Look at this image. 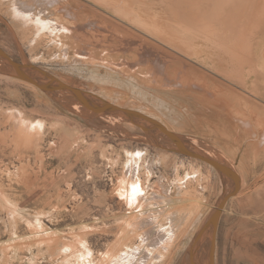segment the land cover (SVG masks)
Wrapping results in <instances>:
<instances>
[{"label": "rangeland", "instance_id": "1", "mask_svg": "<svg viewBox=\"0 0 264 264\" xmlns=\"http://www.w3.org/2000/svg\"><path fill=\"white\" fill-rule=\"evenodd\" d=\"M111 1L0 0V47L18 62H32L67 84L151 116L149 108L158 110L151 96L143 99L122 82L94 80L93 67L101 75L146 78L159 96L163 85L176 86L185 72L208 69L236 86L239 76L264 72V0L228 3L229 16L196 2L183 11L185 19L198 18L192 23L180 17L182 4L152 0V16L162 11L169 22L159 27L141 25L133 4ZM16 3L28 6L30 17L16 15ZM126 6L134 14H121ZM175 13L180 18L172 20ZM254 26L258 32L248 36ZM156 28L168 34L157 35ZM74 102L66 91L48 92L18 78L0 61V264H141L145 253L153 255H144L142 264H207L208 235L195 238L234 184L132 120L97 115ZM189 141L240 176L239 190L220 216L215 264H264V150L256 139L258 147L234 156L206 141ZM134 177L138 193L131 190ZM162 196L167 202L159 201ZM169 230L176 233L166 249L155 238L166 231L171 237ZM197 244L198 262L190 251ZM135 249L138 261L123 258Z\"/></svg>", "mask_w": 264, "mask_h": 264}, {"label": "crops", "instance_id": "2", "mask_svg": "<svg viewBox=\"0 0 264 264\" xmlns=\"http://www.w3.org/2000/svg\"><path fill=\"white\" fill-rule=\"evenodd\" d=\"M258 71L254 76H239L237 86L208 69L185 73L176 86L163 85L160 96L155 92L159 109H149L170 130L188 140L206 141L225 155L249 153L257 146L254 139L264 150V72ZM166 75L172 80L170 73ZM249 89L256 95H250Z\"/></svg>", "mask_w": 264, "mask_h": 264}, {"label": "water", "instance_id": "3", "mask_svg": "<svg viewBox=\"0 0 264 264\" xmlns=\"http://www.w3.org/2000/svg\"><path fill=\"white\" fill-rule=\"evenodd\" d=\"M0 58L4 59L5 62H7L12 67L15 76H17L18 78L28 80L48 92L66 91L73 96V98L75 99L74 103L81 104L83 108L90 112H93L97 115L115 114L119 116H124L132 120L136 124L140 125L150 135L155 136L159 133L166 134L174 143V147H172L173 150L177 151L182 155L206 161L212 166H214V168L221 173L222 177H224L225 179L230 178L233 181L234 188L223 196L221 202L218 204L210 219L200 230L194 241H198V239H200L205 230H208L209 228L210 230H212V244L210 248V259L208 264H215L217 229L220 216L227 201L237 194L241 182L240 176L229 164L222 163L211 155H209L208 153L196 149L187 138L183 137L175 131L170 130L159 119L143 112L142 110L118 105L116 103L107 101L106 99L98 96L92 91L81 89L67 84L58 79L52 73L36 66L32 62L25 61L21 63L14 60L1 47ZM33 74L41 75L46 80L41 81L38 79L37 76Z\"/></svg>", "mask_w": 264, "mask_h": 264}, {"label": "bare ground", "instance_id": "4", "mask_svg": "<svg viewBox=\"0 0 264 264\" xmlns=\"http://www.w3.org/2000/svg\"><path fill=\"white\" fill-rule=\"evenodd\" d=\"M109 1V3H114L113 1H111V0H108ZM108 1L107 0H100V2L101 3H108ZM121 3H123V4H126V5H131V4H133L134 6H135V8H138L137 9V11L136 12H134L133 11V9L131 10L130 8H129V6H126V8H122V10L120 11V13L121 14H124L125 12L126 13H128V14H134L135 13V15H136V20L138 21L139 19H142L141 20V22H142V24L141 25H143V26H154V27H159V26H163V25H168V20L166 19V17H164L163 15H161V13H162V11L161 12H159V14H155V15H153L152 16V10L151 9H153V3L151 2L152 0H119ZM176 1V3H178L179 5L180 4H182V9H184V7H186V9H184V10H181L180 11V17L182 18V20L183 21H187V23H188V21L190 22V23H192L193 21H195L196 19L198 20V18H196L195 20H193V19H189V18H187V19H185V16L187 15H185L184 13L185 12H183V11H186L187 12V10H189L190 8H189V5H193L194 3H196L197 2V4L199 3L200 4V2H202V1H204V3L208 6H210V7H212V6H214L216 9H218L219 10V12L221 13H224L225 11L227 12L226 13V15L228 14V12H229V10H230V6H229V4L228 3H240L239 1H237V0H175ZM211 1V2H210ZM241 1V0H240ZM14 2H16V1H14ZM14 2H13V4H14ZM161 2V1H160ZM242 2V1H241ZM44 3V2H43ZM171 3V2H170ZM26 4V3H25ZM118 4V3H117ZM191 5V6H192ZM194 5H196V4H194ZM193 5V6H194ZM201 6H202V4H200ZM245 5V4H244ZM163 6H166V5H163ZM181 6V5H180ZM203 6H204V4H203ZM233 6H234V4H233ZM239 6V5H238ZM22 6H19L17 3L15 4V11H16V15H25V16H27V18L28 17H30V15H29V13H27V12H30L31 10H30V8H28V6H26L27 8H25L24 6H23V8H21ZM33 7V6H32ZM107 7H109L108 5H107ZM150 9H149V8ZM131 8H132V6H131ZM166 8H168V6H166ZM203 8V7H202ZM232 8V7H231ZM193 9V8H192ZM191 9V10H192ZM207 9H209V8H207ZM244 9V8H243ZM44 10V9H43ZM65 10V9H64ZM215 10V9H214ZM197 11H198V9H197ZM205 11H206V9H205ZM211 11V10H210ZM231 11V10H230ZM134 12V13H133ZM179 13V12H178ZM178 13H175V15H172V20L174 19V18H180L179 17V14ZM200 13V12H199ZM203 13H204V11H203ZM207 13V12H206ZM232 13V12H231ZM196 14H197V12H196ZM208 14V13H207ZM215 14V13H214ZM236 14V13H235ZM218 15V14H217ZM224 15V14H223ZM230 14H228L227 16H229ZM189 16V15H188ZM196 16V15H195ZM198 16V15H197ZM196 16V17H197ZM206 16V15H205ZM220 16V15H219ZM226 16V17H227ZM23 17V16H22ZM34 17V16H33ZM32 16H31V20H33L32 18H33ZM144 17V18H143ZM210 17V16H209ZM212 17V16H211ZM218 17V16H217ZM221 17H222V15H221ZM231 17V16H230ZM239 17V16H238ZM35 18V17H34ZM39 18V20H36V19H38ZM36 17V22L37 21H40L41 22V20H43L44 21V19L43 18H40V17ZM146 18V19H145ZM219 18V17H218ZM223 18V17H222ZM228 18V20H229V17H227ZM227 18H225V19H227ZM237 18V17H236ZM145 19V20H144ZM203 19H205V18H203ZM209 19H211V18H209ZM231 19V21H232V18H230ZM234 19V18H233ZM29 20V19H28ZM50 20V19H49ZM207 20V19H206ZM256 20V19H255ZM42 21V22H43ZM199 21V20H198ZM202 21V20H201ZM216 21V20H215ZM219 21V20H218ZM220 21H221V18H220ZM226 21V20H225ZM238 21V20H237ZM30 22H32V21H30ZM35 22V23H36ZM47 22V23H46ZM209 22H210V20H209ZM212 22H213V19H212ZM222 22V21H221ZM224 22V21H223ZM34 23V22H33ZM39 23V22H38ZM43 23H45V25H49V23L50 22H48V21H46V18H45V22H43ZM214 23V22H213ZM226 23V22H225ZM40 24V23H39ZM92 24V23H91ZM139 24H140V22H139ZM53 25V24H52ZM96 25V24H95ZM199 25V24H198ZM40 26V25H39ZM93 26V25H92ZM241 26H243V24H240V25H238V27H241ZM60 27V26H59ZM85 27V26H84ZM88 27V26H87ZM40 28H41V26H40ZM51 28V27H50ZM62 28L63 27H61V30H62ZM97 28V27H96ZM226 28V27H225ZM64 29V28H63ZM156 29H158V28H156ZM253 29L254 30H252V31H248V33H246L248 36H253V35H255V33H257L258 31L257 30H255V29H259V27H256V26H254L253 27ZM40 30V29H39ZM104 30V29H103ZM102 31V30H101ZM212 31V30H211ZM213 31H215V29H213ZM241 31H242V29H241ZM55 32H56V30H55ZM66 32V31H65ZM164 32H166V31H164V30H157V35H161V36H164ZM182 32H183V30H182ZM57 33V32H56ZM167 33V32H166ZM87 34H89V33H87ZM112 34H114V33H112ZM168 34V33H167ZM187 35V34H186ZM188 35H191V34H188ZM244 35V33L242 34V33H240L239 34V36H243ZM121 36V35H120ZM167 36V35H166ZM168 37V36H167ZM187 37H189V36H187ZM118 38V37H117ZM191 38V37H190ZM113 40V39H112ZM121 40H122V38H121ZM131 42V41H130ZM135 43V42H134ZM135 47V46H134ZM66 49H68V48H66ZM77 55V54H76ZM170 56V55H169ZM179 57V56H178ZM175 58V57H174ZM177 59V58H176ZM181 59V58H180ZM231 60V59H230ZM236 60V59H235ZM237 60H238V58H237ZM0 61H1V63H3L4 65H9L7 62H4L1 58H0ZM160 63L162 62V61H159ZM110 63V62H109ZM115 63V62H114ZM164 63V62H163ZM183 63V62H182ZM232 63V62H231ZM236 63V62H235ZM165 65H167V63H164ZM229 64H230V62H229ZM118 65H120L119 63H118ZM117 65V66H118ZM189 65V64H188ZM114 66H116V65H114ZM121 66V65H120ZM120 66H119V68H120ZM236 66V65H235ZM94 69H93V71H92V74H91V76H92V78L94 79V80H98V81H104V82H111V83H115L116 84V82L117 83H119L120 84V82H122L121 84H124L126 87H128L130 90H132V92H134V93H136L137 95H139L141 98H143V99H145V98H148L149 99V96H153V101H156L158 98H156L157 96H156V94L155 93H153L151 90H152V87H148L147 85H148V81L146 80V78H141V76L140 77H138V76H136V75H134V74H124L125 76L124 77H120V76H117V74L115 73H111V72H106L104 75H101V74H98L97 73V70H98V66H94L93 67ZM241 68V67H240ZM235 69H237V68H235ZM233 70V69H232ZM241 70V69H240ZM99 71V70H98ZM239 72V71H238ZM186 73V72H185ZM236 73V72H235ZM244 73V72H243ZM156 76V75H155ZM234 77V76H233ZM236 77V76H235ZM159 81V80H158ZM118 84V85H119ZM117 85V84H116ZM150 86V85H149ZM151 88V89H150ZM155 91V90H154ZM165 95V94H164ZM168 102V101H167ZM173 105V104H172ZM73 108H76V107H74L73 106ZM159 109V108H158ZM78 110V109H77ZM80 112V111H79ZM20 115V114H19ZM89 116V115H88ZM110 118H115V117H111L110 116ZM22 120V119H21ZM21 122V121H20ZM160 138L161 139V141L160 142H164V143H166L167 145H168V147H170V148H172V147H174V143L171 141V139L166 135V134H164V133H159V134H157V137L156 138ZM137 153H138V156H139V158L141 159V157L143 156V153H144V150L143 149H138V151H137ZM208 154L209 155H211L212 157H214L215 159H217L218 161H220V162H222V163H225L220 157H218L217 155H215L214 153H212V152H208ZM196 160H198L197 158H195ZM208 165H210L211 166V164H209V163H207ZM227 164V163H226ZM132 165V164H131ZM134 165V164H133ZM132 165V170H130V172L131 171H133V166ZM137 166V165H136ZM135 166V167H136ZM135 169H137V168H135ZM137 170H135V172H136ZM136 174V173H135ZM137 175H138V173H137ZM136 175V176H137ZM133 176V175H132ZM194 176V175H193ZM132 178V177H131ZM138 180H139V178L137 179L136 177H134V179H133V181L135 182V183H133L131 186H132V188H131V190H132V192H137L138 193V191L140 190V186H141V184H139V183H137L138 182ZM226 180V179H225ZM182 181H184V180H182ZM227 183H229V186H231L232 185V183H233V181L230 179V178H228L227 179ZM140 186H139V185ZM233 188H234V186H233ZM232 188V189H233ZM121 191H122V195L123 194H125V192H123V190L124 189H120ZM230 191V189L229 190H227V192H229ZM142 192V191H141ZM226 192V193H227ZM128 193V192H127ZM140 193V192H139ZM225 195V194H224ZM157 196H159V195H157ZM135 197V196H134ZM155 198H157L158 199V197H156L155 196ZM130 199V198H129ZM167 197H165V196H162V197H160L159 198V201L160 202H164V201H166L167 202ZM222 200V199H221ZM136 203V201L135 200H131V203L133 204V203ZM221 202V201H220ZM134 205V204H133ZM223 209V208H222ZM153 215L150 213V215L149 216H147L146 217V219H148V221H150V222H152V219H153V217H152ZM144 218V217H143ZM155 218V217H154ZM153 222H155V220L153 221ZM171 222H172V220H171ZM154 225V224H153ZM219 225V224H218ZM173 229V228H172ZM208 229V228H207ZM170 231V230H169ZM173 231V230H172ZM172 231H170V233L172 232ZM167 232V235H169L168 234V231H166ZM205 232L207 233V235H208V237H206L207 238V248H206V250H207V255H208V259H207V264H208V262H209V259H210V248H211V244H212V230H210V228L208 229V230H205ZM174 233H176V232H174ZM174 233L172 234L171 233V237H169V236H167L165 233H160V234H158V236H157V238H155V240L156 239H158V240H156L157 242L156 243H158V241H161V243H162V241H164L165 242V248L168 246V244H166L167 242H171L172 241V238L174 237ZM205 234H203V236H204ZM178 238V237H177ZM154 240V241H155ZM159 244V243H158ZM169 244H171V243H169ZM138 249H139V247H138ZM137 249V250H138ZM167 249V248H166ZM137 250L135 249V250H132L133 252H131L130 251V253H124V257L123 258H126V260H127V258H131V260H137L136 258H137V255H138V252H137ZM140 251V250H139ZM191 254H192V257H193V261H195L196 260V262H198L197 260V258H198V252H199V247H198V244L196 245V246H194L191 250ZM143 254V253H142ZM147 253H145V254H143V256L145 255V257L147 256V258H151V256L153 255V254H148V255H146ZM157 254V253H156ZM163 254V253H162ZM161 253L159 254H157V255H154L156 258H158V257H163L164 255H162ZM140 255V254H139ZM142 256V258H141V260L140 261H138L139 263H141L142 264V261H143V257ZM155 258V259H156ZM145 259V258H144ZM84 261V260H83ZM123 261V260H122ZM121 261V262H122ZM150 261V260H149ZM129 262H130V260H129ZM136 262V261H135ZM195 263V262H194ZM124 264V263H123ZM134 264H136V263H134Z\"/></svg>", "mask_w": 264, "mask_h": 264}]
</instances>
